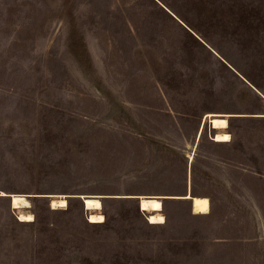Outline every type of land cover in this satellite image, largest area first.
<instances>
[{
	"label": "rangeland",
	"instance_id": "rangeland-1",
	"mask_svg": "<svg viewBox=\"0 0 264 264\" xmlns=\"http://www.w3.org/2000/svg\"><path fill=\"white\" fill-rule=\"evenodd\" d=\"M157 1L0 0V264H264V0Z\"/></svg>",
	"mask_w": 264,
	"mask_h": 264
},
{
	"label": "bare ground",
	"instance_id": "bare-ground-1",
	"mask_svg": "<svg viewBox=\"0 0 264 264\" xmlns=\"http://www.w3.org/2000/svg\"><path fill=\"white\" fill-rule=\"evenodd\" d=\"M206 117L210 118L208 121L210 122L211 128L217 130L213 137V140L218 143H225V142L230 141L229 133L223 131L227 128V125H228L227 121L224 118L219 117V116L206 115ZM200 133H201V129L198 130L197 135L199 136ZM186 194L178 198L182 200L190 201L192 204V211L195 215H205L210 212V203L206 197L192 196L190 193L189 195H186ZM0 197H8L11 202V207L13 209L19 210V213H18L19 222L29 223L33 221V216L23 211L24 209H27L30 207V202H28V200L25 197L21 195H14V194L9 195L2 191H0ZM65 198L66 196L53 197V199L50 202V207L53 210L65 208L67 206V202ZM78 198L82 200L85 210L90 211V213L87 214V221L89 223L98 224L104 221L103 215L99 212L102 209V204L99 200L100 197L78 195ZM138 199L140 201V209L142 211H146L149 214L147 216V221L149 224L157 225V224L164 223L165 220L161 214V211L163 210V205L158 197L157 198L156 197H139Z\"/></svg>",
	"mask_w": 264,
	"mask_h": 264
},
{
	"label": "water",
	"instance_id": "water-1",
	"mask_svg": "<svg viewBox=\"0 0 264 264\" xmlns=\"http://www.w3.org/2000/svg\"><path fill=\"white\" fill-rule=\"evenodd\" d=\"M157 3H158V1L157 0H155ZM159 5H161L160 3H158ZM162 6V5H161ZM163 7V6H162ZM164 8V7H163ZM165 9V8H164ZM166 10V9H165ZM173 16V15H172ZM174 17V16H173ZM175 18V17H174ZM184 28H186V30H188L194 37H196L202 44H203V42L194 34V32H192L185 24H183L182 22H180V21H178ZM223 61V60H222ZM224 62V61H223ZM225 63V62H224ZM226 64V63H225ZM227 65V64H226ZM230 69H232L229 65H227ZM233 70V69H232ZM234 71V70H233ZM235 72V71H234ZM236 74H237V72H235ZM244 82H246L249 86H251L242 76H240V74H237ZM258 94L260 93V92H258L253 86H251ZM262 96V98L264 99V96L263 95H261ZM186 195H189V192H188V194H186ZM192 206V205H191Z\"/></svg>",
	"mask_w": 264,
	"mask_h": 264
},
{
	"label": "crops",
	"instance_id": "crops-1",
	"mask_svg": "<svg viewBox=\"0 0 264 264\" xmlns=\"http://www.w3.org/2000/svg\"><path fill=\"white\" fill-rule=\"evenodd\" d=\"M82 201V200H81ZM82 205H83V202H82ZM192 204H191V202H190V210H191V213L192 214H194L193 213V211H192V206H191ZM138 207H139V209H140V201H138ZM83 208H84V210H85V207H84V205H83ZM86 211V210H85ZM140 211H142L141 209H140ZM86 212H88L87 214H89L90 213V211H86ZM142 212H145V213H147L146 211H142ZM87 214H86V217H87ZM143 214V213H142ZM149 214L147 213V216H148ZM195 215V214H194ZM147 216H146V218H147ZM148 222V221H147ZM165 222V221H164ZM101 223H103V222H101ZM91 224V223H90ZM98 224H100V223H98ZM161 224H163V223H161ZM151 225H155V224H151ZM157 225H160V224H157Z\"/></svg>",
	"mask_w": 264,
	"mask_h": 264
},
{
	"label": "trees",
	"instance_id": "trees-1",
	"mask_svg": "<svg viewBox=\"0 0 264 264\" xmlns=\"http://www.w3.org/2000/svg\"><path fill=\"white\" fill-rule=\"evenodd\" d=\"M189 35V34H188Z\"/></svg>",
	"mask_w": 264,
	"mask_h": 264
}]
</instances>
